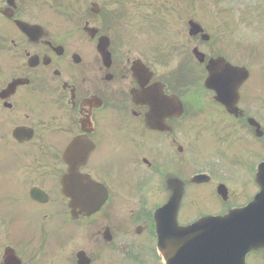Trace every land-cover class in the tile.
<instances>
[{"label":"flooded vegetation","instance_id":"obj_1","mask_svg":"<svg viewBox=\"0 0 264 264\" xmlns=\"http://www.w3.org/2000/svg\"><path fill=\"white\" fill-rule=\"evenodd\" d=\"M96 1L101 9L91 11L92 17L82 24L76 22L79 0H73V18L71 6L61 1L54 7L50 0H0V264H163L153 247L157 237L151 204H166L178 177L183 182L182 209L192 204L193 189L225 182L222 172L217 176L209 170L203 172L209 173L208 182L191 183L193 110H218L224 115L218 124L240 128L256 109L258 76L249 66L254 67L252 60L264 56V50L245 60L227 40L210 45L213 39L187 38L190 43L181 45L182 51L199 48L206 62L199 65L202 89L183 92L160 65L142 59L149 70L141 68L136 75L135 59L114 45L107 33L112 10L124 13L128 0ZM51 15H65L68 22L63 19L55 28V23L46 24ZM18 23L40 28L28 37ZM87 23L97 30L92 35ZM103 37L110 40V65L98 52ZM178 47L175 43L170 53ZM213 58L250 70L249 81L239 91L237 118L228 115L204 85ZM187 65L185 76L193 77L195 67ZM157 83L165 85L164 97L155 95ZM174 96L183 103V117L171 110L160 112L156 128L150 129L145 102H172ZM76 139L80 160L66 153ZM70 162L81 175L106 187L109 198L98 213L72 216L62 185ZM233 199L230 193L225 206ZM227 259L220 257L219 264ZM216 261L214 256L211 264ZM235 264H264V248L239 256Z\"/></svg>","mask_w":264,"mask_h":264},{"label":"rangeland","instance_id":"obj_2","mask_svg":"<svg viewBox=\"0 0 264 264\" xmlns=\"http://www.w3.org/2000/svg\"><path fill=\"white\" fill-rule=\"evenodd\" d=\"M134 4L130 9H134L136 12V16L134 18V23L136 24L140 21H143L146 17L152 20V23L155 25L154 19L156 20V28L158 32V37L154 33H146L144 30L142 31L138 26L134 28L131 27V31L133 30L132 39L130 35L126 33L125 39L128 42L129 54L133 57L141 58L143 55L147 54L151 49L155 50L159 48L156 44H161L162 46L168 47L171 44H175L176 39L185 38L183 34L186 30V23L189 19H193L201 24H203V19H210V23L205 22L206 32L211 35L215 40L224 39L229 41L232 45H240L241 50L240 54L242 57H245V60L254 59L250 57L249 52L245 53V49H249L250 53H254L253 47L255 45H259L260 47L264 46V16L262 20L259 19V13H257L256 18H251V9L254 8L253 1L256 0H131ZM140 3L142 9L138 8L137 3ZM259 10L263 8L262 5L259 4V1H256ZM233 4V8L237 9L241 15V22L239 27L236 26H223L218 25L219 22V13L220 8L229 7ZM88 7V6H87ZM170 10V11H168ZM145 11V13H143ZM154 11L158 12L157 14L153 13ZM148 13H150L148 15ZM84 12H82V15ZM183 14V20H181V16ZM187 15V16H186ZM76 18V17H75ZM55 23L57 28L60 25V21L58 18H53L52 15L50 19L46 20V24ZM146 25V24H145ZM167 26V30L164 33L165 27ZM205 27V26H203ZM150 37L152 42L156 39L155 43H147L145 39ZM126 49V48H124ZM257 56V55H256ZM256 58V57H255ZM254 65L255 74L258 75V79L260 78V86L263 94L259 97L258 102L264 103V56L258 57L255 60H252ZM259 105H257V109L254 111L258 120L264 126V110H262ZM204 118L208 119H218L221 118V115L216 112H211L209 115L204 116ZM206 123V127H203V131L199 134L198 137L194 138V152H193V160H194V170L192 172H201L205 170H209V165L216 166V168H220L218 166L231 169L235 172L236 175L242 176L239 178V182L242 186H245L249 189L246 192L249 194L252 193L253 188L252 185V172L256 168L257 164L264 160V141H260L255 139V136H251L247 134L245 131H241L237 135H232L230 141L224 140L218 141V138H215V131L209 124L208 120H204ZM208 123V124H207ZM209 125V128L207 126ZM220 127H218V130ZM224 130H229L227 125L224 126ZM232 131V130H231ZM231 131L226 134H231ZM213 134V135H212ZM243 139V140H242ZM221 144H224L221 145ZM218 155H221L220 158H215ZM221 159V160H218ZM205 164H204V161ZM218 161H221L218 163ZM241 161V162H240ZM208 163V164H207ZM97 164V160L95 161V165ZM191 167L188 166V170ZM232 171V172H233ZM217 176L220 175V171L216 172ZM243 174V175H242ZM240 189L238 186H233V189ZM196 195L199 200L195 204V209L193 211V207H191L192 214L198 215L199 213L207 214L211 211L221 210L220 206L217 207V203L214 200V197L211 194L206 193L205 189L196 190ZM237 204V203H232ZM218 209V210H217ZM220 212V211H219ZM185 213V210H184ZM188 217V212L185 213ZM184 220V216L181 217ZM195 219V218H194Z\"/></svg>","mask_w":264,"mask_h":264},{"label":"water","instance_id":"obj_3","mask_svg":"<svg viewBox=\"0 0 264 264\" xmlns=\"http://www.w3.org/2000/svg\"><path fill=\"white\" fill-rule=\"evenodd\" d=\"M241 78L244 79L245 70H241ZM255 126H259L255 123ZM260 173L263 174L262 179V193L257 196L253 203H251L247 208L241 210H234L226 217L222 218H213V219H204L195 225L179 229L183 232V236L187 237L188 234L192 232L199 233L201 232L204 237L201 241H211L215 237L219 240L220 246L225 247L226 250H239V249H250L253 247L259 246L255 241L263 240L264 241V164L260 166ZM71 177V176H70ZM68 178V182L69 179ZM69 196L72 198L71 207L74 209L75 193L69 188ZM174 213V212H172ZM170 214V212H169ZM199 239V240H200ZM247 240L246 243L241 241ZM203 243V245H204ZM198 247L195 245V255L201 251H205V248ZM209 245H206L207 247Z\"/></svg>","mask_w":264,"mask_h":264}]
</instances>
